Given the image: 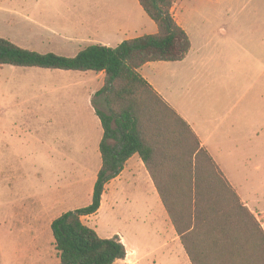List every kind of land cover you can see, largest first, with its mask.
I'll use <instances>...</instances> for the list:
<instances>
[{
    "label": "rangeland",
    "instance_id": "rangeland-1",
    "mask_svg": "<svg viewBox=\"0 0 264 264\" xmlns=\"http://www.w3.org/2000/svg\"><path fill=\"white\" fill-rule=\"evenodd\" d=\"M18 1L21 0H15ZM239 2L248 7L237 9L239 4L235 3L229 13L226 4L220 6L215 0L186 2V19L211 18L206 26L213 32L212 46H203L202 51L210 61L205 60L207 64L198 73L199 83L189 87L188 99L193 103L194 114L200 110L218 119L219 125L246 105V130H264V38H235L240 32L264 35V0ZM253 9L259 10L258 17L246 23ZM75 10L59 9L58 16ZM7 19L12 20L11 25L3 23L0 16V38L39 54L49 52L53 45H70L67 38L83 34L76 27L62 24L44 32L18 16ZM69 55L64 53L62 57ZM79 75L0 67V264H59L50 225L92 201L97 169L71 167L54 154L69 143L79 149L88 146V137L81 133V128L89 123L86 106L84 110L82 103L73 110L67 102L53 104L58 97H67L74 83L81 84L76 87L80 96L85 94L87 85H82ZM160 75L162 79V72ZM189 82L185 78L184 86ZM95 101L100 111L108 113L103 97ZM235 104L238 105L231 113ZM82 108L84 114L79 110ZM239 127L242 128L241 123ZM261 157L264 165L263 153ZM258 193L263 202L264 176ZM113 195L111 190L97 215L82 219L86 226L96 230L102 239L123 238L134 264H191L181 243L175 240L174 229L159 200H111ZM256 213L258 216L252 212L264 230V206ZM34 237H38L35 244Z\"/></svg>",
    "mask_w": 264,
    "mask_h": 264
},
{
    "label": "trees",
    "instance_id": "trees-1",
    "mask_svg": "<svg viewBox=\"0 0 264 264\" xmlns=\"http://www.w3.org/2000/svg\"><path fill=\"white\" fill-rule=\"evenodd\" d=\"M182 0H138L158 33L115 49L91 46L76 57L42 55L0 38V67L104 73L93 106L103 129L102 167L89 206L51 225L59 264H116L127 257L118 236L102 239L82 219L98 214L106 186L138 155L191 264H264V230L223 175L190 125L139 70L149 63H177L191 43L172 10ZM103 97L108 113L97 108Z\"/></svg>",
    "mask_w": 264,
    "mask_h": 264
},
{
    "label": "crops",
    "instance_id": "crops-1",
    "mask_svg": "<svg viewBox=\"0 0 264 264\" xmlns=\"http://www.w3.org/2000/svg\"><path fill=\"white\" fill-rule=\"evenodd\" d=\"M187 1L189 0L178 1L174 5L172 13L177 24L190 39L191 49L188 56L184 61L177 63L146 64L139 70V73L162 99L190 125L198 137L201 147L218 165L242 203L258 216L256 212L262 210L264 206V201L260 200L261 195L258 193V185L261 184L264 176V165L261 161V155L264 154V130L262 128L246 130V105L241 106L237 113L226 116L224 118L226 122L221 125L216 123L218 119L205 115L200 110L198 111L200 115L194 114L193 103L188 99L189 87L199 83L198 73L207 64L205 60L210 61L203 56L202 51L203 46L205 48L212 46L213 32L206 26L211 22V18L204 16L193 19V21L186 19L185 4ZM215 1L220 6L226 4L228 13L233 12L232 6L235 3L239 4L237 9L248 7V4L245 5V2H239L240 0ZM68 8L76 10L72 11L70 15L65 12L67 15L58 16L59 9ZM258 11L256 9L250 11L245 22L250 23L252 19L258 17ZM0 16L2 22L8 25H11L12 20L7 19V16H18L22 22L32 23L44 32L51 31V28L58 24L69 26L71 29L76 27L79 33L83 32V34L67 38L70 45L65 44L61 47L53 45L49 52L41 53L42 55L55 54L61 57L64 56V53H70L69 56H66L69 58L76 57L80 52L87 49L86 47L100 45L115 49L125 41L158 33V27L145 14L138 0H21L18 2L0 0ZM197 22L202 27H198ZM220 32L227 35L224 30H220ZM251 37L264 38V35L261 33L247 35L240 32L235 36L236 39L242 40ZM161 72L162 79L160 78ZM74 74L71 73L70 75L76 76ZM78 74H81L79 77L83 79L82 85H87L85 94L80 96L81 94L78 89L76 91V87L81 84L74 83L71 87L73 91L68 93L67 97H58L53 104L64 105L67 102V105L71 106L73 110L82 103L84 110L86 106V118L89 123L86 128H81V133L88 137V146L79 149L69 143L61 146L58 151L56 149L54 154L59 160L67 162L71 167L96 168L98 177L102 167L99 149L103 139V129L92 102L95 95L105 85V74L94 72H78ZM185 78L190 79L188 86H184ZM176 85L180 86L175 88ZM237 105L233 106L231 113ZM79 110L83 114L85 113L83 108ZM240 123L242 128L239 127ZM94 187L93 190L91 189L92 196ZM111 190L114 191L111 200H117L119 197L124 199L141 197L157 199L161 202L156 187L138 155L133 156L126 163L120 176L106 186L101 209L104 205V199ZM91 202H88L87 206ZM119 238L126 246L124 239ZM175 240L181 243L176 232ZM36 241H38V237L32 238L34 244ZM130 254L131 252L127 250L126 259L118 261L116 264H134L132 260L134 257L130 259Z\"/></svg>",
    "mask_w": 264,
    "mask_h": 264
}]
</instances>
